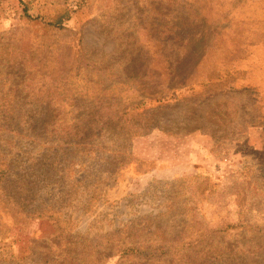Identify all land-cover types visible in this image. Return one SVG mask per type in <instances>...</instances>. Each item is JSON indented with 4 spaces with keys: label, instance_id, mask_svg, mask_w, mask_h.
<instances>
[{
    "label": "rangeland",
    "instance_id": "1",
    "mask_svg": "<svg viewBox=\"0 0 264 264\" xmlns=\"http://www.w3.org/2000/svg\"><path fill=\"white\" fill-rule=\"evenodd\" d=\"M24 1L30 17L0 0V264H139L122 252L126 237L179 233L191 187L209 225L233 221L232 206L221 212L196 187L231 193L232 175L264 176V0ZM66 11L63 29L49 25ZM79 43L96 68L62 65L60 48ZM150 90L167 107L142 135L125 124L82 149L11 127L100 108L115 119L156 106L139 97ZM263 198L249 212L260 230L219 235L232 248L206 264H264Z\"/></svg>",
    "mask_w": 264,
    "mask_h": 264
},
{
    "label": "trees",
    "instance_id": "2",
    "mask_svg": "<svg viewBox=\"0 0 264 264\" xmlns=\"http://www.w3.org/2000/svg\"><path fill=\"white\" fill-rule=\"evenodd\" d=\"M19 2L23 6V11L26 16L30 17L27 3H25L24 0H19ZM72 13V11H66L55 22L49 23V25L58 29H63L66 22L70 20ZM59 54V59H67V61H63L62 65L68 70H70L72 64L76 65L75 69L96 68L95 64L86 57L87 52L80 43L75 47L70 45L62 46ZM67 73L66 71L62 72L63 75H67ZM230 88L233 89L232 87ZM247 88L248 87L243 86L241 90L244 91ZM139 97L152 101L156 99L158 104H156V106L152 105L147 107V102L141 101L130 109L116 110L115 113L117 118L115 117V119L105 116L103 114L104 109L102 110L100 108V112L93 114L95 119L91 120L81 122H58L50 120L44 121L39 125L34 122H12L11 127L21 136L24 130L28 131L31 129L35 132L36 130L34 127L37 128L38 126L39 133H41L42 136H52V138L64 137L66 141L70 143V147H81L85 149V146L88 145L86 142L89 138L105 130L107 131V129H117L119 126L123 128L126 124V129L134 131L132 133H136L137 135H142L144 130L148 131L154 126V122H152L150 116L167 107V103L162 102L163 98H160V94L152 90L139 95ZM140 108L142 110H140ZM148 114L150 115L147 120L145 118L142 124L137 123L138 120H143L139 119L140 116L145 117ZM126 116L127 118L124 119ZM250 126H254V122ZM259 172H261V170ZM0 173L4 174L5 171L2 170ZM228 186H231L234 192L227 193L221 186H211L210 188L204 189L202 188L205 187L204 181H200V185L196 188L203 198L215 199L214 201L217 203L215 205L220 208L221 212L226 211V209L228 211L230 206H232V212L234 213L233 221L229 222V220H226L225 224L215 227L209 225L195 209L194 196L196 195V189L191 187V189H193V194L189 195L185 200V224L179 233L169 237L167 233L160 228H156L154 231H142L137 233V235H133L132 238L131 236L126 237V242L129 240L131 241L123 244L122 252L126 258L137 259L139 264H206L209 260L212 262L222 258L223 252L220 248H225L228 251L232 246L225 243L219 235L237 229L245 230L256 228L260 230L259 224L249 219V212L251 206L255 205L253 200H258L260 197L264 196V176L260 173L256 174L253 171L247 172L244 169L236 175H232ZM188 214H190V217ZM248 220L250 221L249 224L247 223ZM244 235L245 234L242 233L241 237ZM246 238L245 236L242 239L247 241ZM253 240L254 238L251 242Z\"/></svg>",
    "mask_w": 264,
    "mask_h": 264
},
{
    "label": "crops",
    "instance_id": "3",
    "mask_svg": "<svg viewBox=\"0 0 264 264\" xmlns=\"http://www.w3.org/2000/svg\"><path fill=\"white\" fill-rule=\"evenodd\" d=\"M256 133H257V132H256ZM251 134H253V135H252V137H253L254 134H255V132H254V133H250V135H251ZM259 134L261 135V137H259V138L261 139V141L264 140V133L259 132ZM253 143H254V142H253ZM259 143H260V142H259ZM258 146H260V145L258 144Z\"/></svg>",
    "mask_w": 264,
    "mask_h": 264
}]
</instances>
